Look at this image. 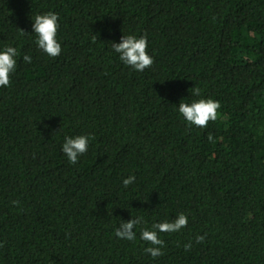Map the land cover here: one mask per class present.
<instances>
[{
	"label": "trees",
	"instance_id": "16d2710c",
	"mask_svg": "<svg viewBox=\"0 0 264 264\" xmlns=\"http://www.w3.org/2000/svg\"><path fill=\"white\" fill-rule=\"evenodd\" d=\"M0 264H264V0H0Z\"/></svg>",
	"mask_w": 264,
	"mask_h": 264
}]
</instances>
